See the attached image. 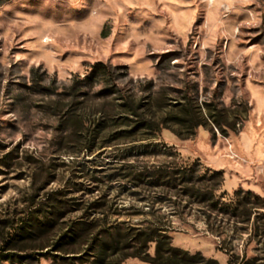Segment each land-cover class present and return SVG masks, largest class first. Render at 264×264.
Returning <instances> with one entry per match:
<instances>
[{"label":"rangeland","instance_id":"1","mask_svg":"<svg viewBox=\"0 0 264 264\" xmlns=\"http://www.w3.org/2000/svg\"><path fill=\"white\" fill-rule=\"evenodd\" d=\"M160 170L264 201V0H0V264H264V209Z\"/></svg>","mask_w":264,"mask_h":264},{"label":"trees","instance_id":"2","mask_svg":"<svg viewBox=\"0 0 264 264\" xmlns=\"http://www.w3.org/2000/svg\"><path fill=\"white\" fill-rule=\"evenodd\" d=\"M214 174L221 175L219 172ZM155 176L169 179L172 182H179L178 185L184 189L185 195L197 199L201 204L209 205L220 215L231 216L233 218L244 215L246 217L244 221H249L253 213H258L261 209H264V201L260 197L252 192H244L243 190L236 192L237 198L231 203H221L215 198L216 189L212 187L199 188L195 182L194 174L190 173V171L173 170V172H166L160 170L150 174L149 177L154 178ZM240 193H244V197H241ZM135 237L138 243V246H136L138 248L136 249L139 252H136L133 256L139 257L149 264H177L178 262H185L187 259H200V262L203 264H218L216 260L206 259L199 253L191 255L185 250L173 247L171 238L162 229L141 230L137 232ZM150 243H155L154 256L148 253ZM117 245L114 247L116 252L119 251ZM109 247L108 242L102 243L100 253L105 255ZM7 259H9V256L0 254V262Z\"/></svg>","mask_w":264,"mask_h":264}]
</instances>
